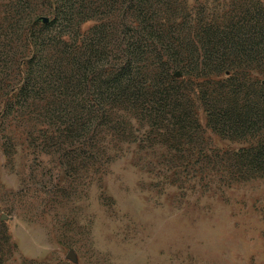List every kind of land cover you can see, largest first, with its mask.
Returning a JSON list of instances; mask_svg holds the SVG:
<instances>
[{"label":"rangeland","instance_id":"374dc122","mask_svg":"<svg viewBox=\"0 0 264 264\" xmlns=\"http://www.w3.org/2000/svg\"><path fill=\"white\" fill-rule=\"evenodd\" d=\"M236 34L264 51V0H0V264H264L204 98Z\"/></svg>","mask_w":264,"mask_h":264},{"label":"trees","instance_id":"16d2710c","mask_svg":"<svg viewBox=\"0 0 264 264\" xmlns=\"http://www.w3.org/2000/svg\"><path fill=\"white\" fill-rule=\"evenodd\" d=\"M233 37L235 47L226 55L231 53V60L216 58L215 64H206L215 73H228L225 80L216 83L218 92L204 96L208 121L219 133L241 141L231 153L237 172L264 178V82L241 75V69L255 62L262 63L256 68L264 69V51L249 45L245 34Z\"/></svg>","mask_w":264,"mask_h":264},{"label":"water","instance_id":"95a60500","mask_svg":"<svg viewBox=\"0 0 264 264\" xmlns=\"http://www.w3.org/2000/svg\"><path fill=\"white\" fill-rule=\"evenodd\" d=\"M42 20H43L44 22H47V21H48V18L43 17Z\"/></svg>","mask_w":264,"mask_h":264}]
</instances>
